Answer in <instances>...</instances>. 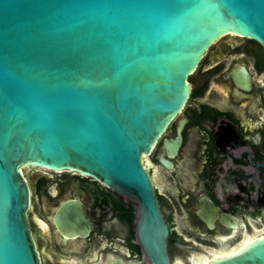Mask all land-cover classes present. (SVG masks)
<instances>
[{"label":"water","instance_id":"water-1","mask_svg":"<svg viewBox=\"0 0 264 264\" xmlns=\"http://www.w3.org/2000/svg\"><path fill=\"white\" fill-rule=\"evenodd\" d=\"M228 34L264 51V0H0V264H39L22 175L30 167L76 172L136 203L142 262L110 264H172L144 159L158 145L156 164L172 169L183 121L163 135L186 103L188 76ZM254 137L217 121L197 212L204 223L264 206ZM53 220L65 238L92 227L74 202ZM255 236L205 264H264V232Z\"/></svg>","mask_w":264,"mask_h":264},{"label":"flooded vegetation","instance_id":"flooded-vegetation-1","mask_svg":"<svg viewBox=\"0 0 264 264\" xmlns=\"http://www.w3.org/2000/svg\"><path fill=\"white\" fill-rule=\"evenodd\" d=\"M187 83L186 103L163 135L173 136L176 122L183 121L172 169L153 162L158 145L148 160L167 175L154 190L168 228L170 261L177 251L205 264L214 253L232 254L244 238L248 237L243 247L249 244L255 238L249 237L258 234L252 223L264 222V206L236 210L227 224L216 215H211V224L204 223L197 214L217 121L239 128V135L254 137L258 132L249 147L253 156L263 160L264 51L249 38L224 35L206 49ZM22 175L29 189L27 222L39 264L142 262L134 238L133 200L73 171L30 167ZM69 202L78 203L92 224L85 237L65 238L54 223L57 210ZM232 239L240 241L234 250L220 254L214 248L224 250Z\"/></svg>","mask_w":264,"mask_h":264},{"label":"rangeland","instance_id":"rangeland-1","mask_svg":"<svg viewBox=\"0 0 264 264\" xmlns=\"http://www.w3.org/2000/svg\"><path fill=\"white\" fill-rule=\"evenodd\" d=\"M144 161L146 163V166H147L148 171L150 172V175L154 179V185H156V183L159 184V182H160L159 180H161V179L163 181H166L167 175H166V173L161 168H159V167H156L155 168L152 164L148 163V157L146 159H144ZM263 219H264V216H263ZM252 226L259 233V232H262V230L264 229V222H254V223H252ZM182 232L184 233L185 231L182 230ZM252 237H256V236L255 235H252V236L249 237V239L252 238ZM239 242L240 241H235V239H232L228 243L225 244L226 246H224V250L223 249L218 250L219 249L218 246L217 247L214 246V248L218 251V253L222 254V253H224V252H226L228 250H234L235 249L234 247L237 244H239ZM243 243H244V241H243ZM243 243L242 244L240 243L241 246L240 247H237V249L235 251L241 249L243 247ZM235 251H233V253ZM216 257H219V256H212V258H210L208 260H213ZM171 260H172V264H180V263H177V262H181V264H198L197 263L198 260L197 259H194L192 255L181 254V253H179L177 251H173L172 252V259ZM184 261H186V262H184Z\"/></svg>","mask_w":264,"mask_h":264},{"label":"trees","instance_id":"trees-1","mask_svg":"<svg viewBox=\"0 0 264 264\" xmlns=\"http://www.w3.org/2000/svg\"><path fill=\"white\" fill-rule=\"evenodd\" d=\"M151 154H152V153H151ZM151 154H150V155H151ZM150 155H149V156H150ZM154 161H155V159L153 160V162H154ZM130 209H131V207H130ZM131 220H132V218H131V216H130V218H129V220H128L130 225H131ZM135 249H136V247H135Z\"/></svg>","mask_w":264,"mask_h":264},{"label":"bare ground","instance_id":"bare-ground-1","mask_svg":"<svg viewBox=\"0 0 264 264\" xmlns=\"http://www.w3.org/2000/svg\"><path fill=\"white\" fill-rule=\"evenodd\" d=\"M144 163H145V161H144ZM145 166H146V163H145ZM146 167H147V166H146ZM247 238H248V237H247ZM247 238H245L244 241H245ZM242 243H243V242H242ZM242 243H241V244H242ZM241 244H240V245H241ZM240 245H239V246H240ZM239 246H238V247H239ZM214 254H215V253H214ZM212 256H214V255H212Z\"/></svg>","mask_w":264,"mask_h":264}]
</instances>
